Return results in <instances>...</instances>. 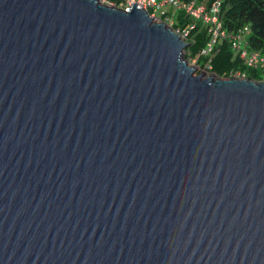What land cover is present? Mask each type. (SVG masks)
Returning <instances> with one entry per match:
<instances>
[{"label":"water","instance_id":"obj_1","mask_svg":"<svg viewBox=\"0 0 264 264\" xmlns=\"http://www.w3.org/2000/svg\"><path fill=\"white\" fill-rule=\"evenodd\" d=\"M189 45L136 4L0 0V264H264V83Z\"/></svg>","mask_w":264,"mask_h":264},{"label":"trees","instance_id":"obj_2","mask_svg":"<svg viewBox=\"0 0 264 264\" xmlns=\"http://www.w3.org/2000/svg\"><path fill=\"white\" fill-rule=\"evenodd\" d=\"M109 3L119 4L123 0H106ZM164 1V0H161ZM182 4H189L195 0H177ZM199 6L207 10L213 4L221 6L223 30L228 33H237L247 27L250 29L249 47L251 50L264 53V0H197ZM116 6V7H117ZM171 15L167 14V17ZM175 30H186L194 26L188 35L190 43L186 57L196 61L203 69L209 68L220 79L234 78L236 75L245 76L246 80L260 83L263 81L261 73L248 68L238 59L234 58L233 52L227 42L218 43L208 55H203L210 42L208 26L202 20L187 17L183 11H178L174 16Z\"/></svg>","mask_w":264,"mask_h":264},{"label":"built area","instance_id":"obj_3","mask_svg":"<svg viewBox=\"0 0 264 264\" xmlns=\"http://www.w3.org/2000/svg\"><path fill=\"white\" fill-rule=\"evenodd\" d=\"M103 4H108L111 7H116V4L107 2L106 0H99ZM136 4L137 8L147 11L151 18L156 22H161L165 19L166 23H170L167 17L165 8L168 6L172 10L183 11L187 17L195 20H202L208 26L210 35V42L207 50L203 55L210 54L214 47L220 42H227L236 59H239L248 68L257 70L261 73L264 82V53L262 51L251 50L249 47L250 29L245 27L237 33H228L223 30V20L221 17V6L219 3L213 4L209 10L203 6H199L197 0L189 4H182L177 0H123L119 4V9L125 12H130L133 5ZM171 14L173 12L171 11ZM194 26H189L186 30H177L178 34L184 41H187L188 35ZM187 54V51L184 52ZM190 59V58H189ZM192 60V59H190ZM196 64L197 62L194 61ZM239 76V75H238Z\"/></svg>","mask_w":264,"mask_h":264},{"label":"rangeland","instance_id":"obj_4","mask_svg":"<svg viewBox=\"0 0 264 264\" xmlns=\"http://www.w3.org/2000/svg\"><path fill=\"white\" fill-rule=\"evenodd\" d=\"M165 11L167 12V13H170L171 11L175 14V15H177V11L176 10H172L170 7H166L165 8ZM169 17L171 18V21H174V17L173 16H171V15H169ZM173 23V22H172ZM173 25V24H172ZM183 56H184V59L189 63V65L191 66V67H193L195 70H196V75L197 76H203V78L204 79H207V78H214V79H220V78H217L216 77V75H214L212 72H211V70L209 69V68H205V69H203L201 66H198L194 61H193V59L192 60H190L189 58H187L186 57V54L185 53H183ZM222 80H228V79H222Z\"/></svg>","mask_w":264,"mask_h":264},{"label":"clouds","instance_id":"obj_5","mask_svg":"<svg viewBox=\"0 0 264 264\" xmlns=\"http://www.w3.org/2000/svg\"><path fill=\"white\" fill-rule=\"evenodd\" d=\"M100 3H102V2H100ZM103 4V3H102ZM104 5H107V6H109L108 4H104ZM111 7V6H110ZM115 8H118V7H115ZM177 11V10H176ZM178 12V11H177ZM149 14V13H148ZM170 14H171V12H170ZM149 16H150V14H149ZM171 16H175V14L173 13V14H171ZM151 17V16H150ZM166 19V18H165ZM165 19H162V21L161 22H158V23H164V24H166L167 25V27H169V28H171L174 32H176L177 30H175V29H173V27H174V21H171V18H169L170 19V23L171 22H173V25H170V24H168V23H166V21H165ZM156 22V21H155ZM186 43H188V44H190L189 42H188V40L187 41H185ZM190 46V45H189ZM188 49V48H187ZM187 51V50H186ZM234 55V54H233ZM235 58V57H234ZM236 59V58H235ZM239 60V59H238ZM198 65V64H197ZM197 73V72H196ZM229 79H238V80H246V78H245V76H242V75H236V76H234V78H229ZM228 79V80H229ZM260 83H264V82H260Z\"/></svg>","mask_w":264,"mask_h":264}]
</instances>
